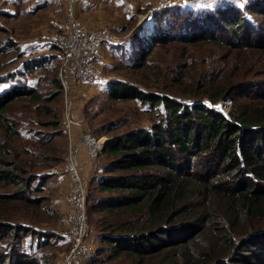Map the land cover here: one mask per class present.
Returning <instances> with one entry per match:
<instances>
[{
    "label": "trees",
    "instance_id": "1",
    "mask_svg": "<svg viewBox=\"0 0 264 264\" xmlns=\"http://www.w3.org/2000/svg\"><path fill=\"white\" fill-rule=\"evenodd\" d=\"M252 5L259 6L252 13L264 19V0H256ZM176 8L159 11L155 18L166 20L169 11L175 12L176 18L194 17L187 14L190 9ZM223 13H230L219 14L229 36L221 32L214 36L197 25L191 32L186 29L190 38L176 39L195 43L211 38L220 47L264 50V44L256 40L258 36L253 39V29L245 26L247 13L236 12L231 17ZM204 16L211 14L205 12ZM158 21L160 18L155 19L160 33L153 29L148 37H141L151 40H144L147 43L162 39L163 24ZM194 22L197 24L195 18ZM257 30L264 37L263 25ZM8 46L15 47L12 42L4 47ZM144 55L145 52L135 66ZM31 67L28 62L23 68ZM14 77L15 74H8L5 79ZM107 82L108 98L137 99L147 104L156 117L148 128L118 135L102 152L108 161L95 179L97 192L102 195L91 198L90 194L89 201L92 199L93 212L104 214L100 228L106 246L101 251L109 252L108 260L122 258L126 264H264V105L249 102L248 95H234L238 84L229 77L208 85L200 94L197 88L183 94L195 95L193 103L181 102L168 94L146 92L121 80ZM55 84L61 89L59 79ZM42 97L26 85H13L0 93V124L4 133L18 136L16 124L5 117L16 100L23 98L38 104ZM202 97L210 105L226 97L231 101L230 111L224 115L202 104ZM6 151L2 146L0 180L6 185L18 183L21 188L30 185L31 178H24V167L7 162ZM35 179L38 178L32 181ZM41 183L34 192L39 193ZM24 195L23 191L13 196L0 194V204L18 198H23L28 207L38 208L42 203L41 198ZM96 202L98 206L93 205ZM3 222L0 220V243L5 240V244L1 249L9 253L5 257L0 255V264H4L1 258L6 257L5 264H38L26 253L15 252L13 246L20 248L22 237L32 231Z\"/></svg>",
    "mask_w": 264,
    "mask_h": 264
},
{
    "label": "rangeland",
    "instance_id": "2",
    "mask_svg": "<svg viewBox=\"0 0 264 264\" xmlns=\"http://www.w3.org/2000/svg\"><path fill=\"white\" fill-rule=\"evenodd\" d=\"M152 1L138 12L142 13L140 18L135 15L120 33L113 32L108 26H99L108 29L116 40L101 47L97 63L102 66L103 74L96 84L84 88L85 95L82 96L78 93V86H73L67 93L63 87H56V80H60L61 54L46 41L48 35L67 29L64 0H0V48H3L0 54V93L13 85H26L43 96L42 102L38 103L39 108H36L38 104L19 98L5 114L16 124L18 136H8L0 124V151L2 146L5 147L7 162L22 165L24 178H31L30 185L24 188L18 183L6 185L0 180V194L13 196L23 191L24 196L43 199L42 203L38 208L28 207L23 198H18L0 204V220L32 231L31 235L22 237L20 248L16 244L13 246L15 252L26 253L38 264H65L64 259L71 246L64 220L69 184L66 165L70 147L72 150L77 148L78 173L86 191V239L90 252L82 264H126L122 258L108 260L109 252L101 251L106 246L100 228L104 214L92 211V199L89 201V197L102 195L97 192L95 179L99 178L100 169L108 159L101 151L91 156L87 139L115 141L118 135L127 131L148 128L156 122V117L147 104H141L137 99L108 98V80H121L146 92L168 94L176 96L181 102L193 103L195 95L183 94L191 88H197L200 94L208 85L219 84L229 77L234 84H238L234 95L242 93L248 95L249 102L264 105V50L261 51V47L229 49L225 45L220 47L211 38L198 42L193 40L195 43L176 39L190 38L186 29L191 32L197 25L214 36L221 35L220 32L229 36V29L220 23L219 14L225 11L230 14L223 15L231 17L243 11L247 13L246 28L253 29V39L258 36L257 42L264 44V37L257 30L259 25L264 27V19L252 13L259 8L252 5L256 0H186L175 7L181 11L190 9L187 14L194 17L176 18L175 12L171 11L167 13L170 17L166 20L157 17L160 18L159 24H163L162 39L150 44L147 41L151 40L141 37H148L153 29L160 33L155 14L172 9H155ZM76 7L75 15L81 21ZM205 12H210L211 17H205ZM149 16L153 18L150 31L140 34L139 28ZM171 28H175V34L169 30ZM7 42H12L15 47H4ZM144 46L148 49H143ZM144 52L143 61L135 66ZM28 62L32 67L24 69ZM8 74H15L14 79L6 80ZM175 80H180L179 84ZM250 97L253 99L249 100ZM225 98L219 102H224L221 112L228 113L231 101ZM201 100L207 101L205 97ZM33 178L38 179L32 181ZM39 182H42L41 190L37 193L33 189L38 187ZM93 205L98 206L99 203ZM4 244L5 240L0 243V255L5 257L9 251L1 249ZM1 259L5 264L8 258Z\"/></svg>",
    "mask_w": 264,
    "mask_h": 264
},
{
    "label": "built area",
    "instance_id": "3",
    "mask_svg": "<svg viewBox=\"0 0 264 264\" xmlns=\"http://www.w3.org/2000/svg\"><path fill=\"white\" fill-rule=\"evenodd\" d=\"M84 0H64L66 10L67 29L58 34H51L46 41L55 46L61 54L60 82L67 93L73 86H78V93L85 95L87 86L90 87L101 78V67L98 65L101 47L113 42L116 37L106 28H90L75 15V6ZM186 0H153L155 9L173 8ZM152 12V11H151ZM65 98V102H67ZM88 144V143H87ZM104 144V142H103ZM102 144V146H103ZM101 147L88 152L91 156L101 151ZM77 148H69L66 171L69 176L66 197L65 223L71 238L69 253L64 259L65 264H82L90 252L87 242V224L85 212L86 191L77 167Z\"/></svg>",
    "mask_w": 264,
    "mask_h": 264
},
{
    "label": "crops",
    "instance_id": "4",
    "mask_svg": "<svg viewBox=\"0 0 264 264\" xmlns=\"http://www.w3.org/2000/svg\"><path fill=\"white\" fill-rule=\"evenodd\" d=\"M150 3L151 0H84L76 8L78 17L90 28H101L103 25L120 33L135 15L140 18L142 13L138 12ZM141 29L140 26V34L149 33L150 26L145 33H141Z\"/></svg>",
    "mask_w": 264,
    "mask_h": 264
},
{
    "label": "bare ground",
    "instance_id": "5",
    "mask_svg": "<svg viewBox=\"0 0 264 264\" xmlns=\"http://www.w3.org/2000/svg\"><path fill=\"white\" fill-rule=\"evenodd\" d=\"M151 19L152 17L149 16L147 20L141 24V27H142L141 33L147 32V30L149 29V25H151ZM103 142H104L103 139H99L97 141L92 138L87 139V143L88 145H90L91 150L95 149L96 147H101Z\"/></svg>",
    "mask_w": 264,
    "mask_h": 264
},
{
    "label": "water",
    "instance_id": "6",
    "mask_svg": "<svg viewBox=\"0 0 264 264\" xmlns=\"http://www.w3.org/2000/svg\"><path fill=\"white\" fill-rule=\"evenodd\" d=\"M203 101H204V102H203ZM203 101H201L202 104H205L206 106H209V105H207V104H209L208 101H206V102H205V100H203ZM223 105H224V102L220 101V102H218V103L215 104V105H211V108L214 109V110H216V111L221 112V107H222ZM221 113H223L224 115L227 114V113H224V112H221ZM113 141H114V139L105 140V141H104V144H103V146H102L101 152L105 151V149H106V148H107V147H108Z\"/></svg>",
    "mask_w": 264,
    "mask_h": 264
}]
</instances>
